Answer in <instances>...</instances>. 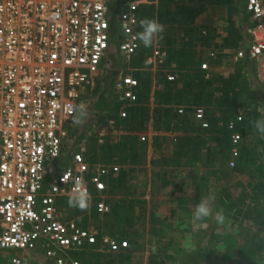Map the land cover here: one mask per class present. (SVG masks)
<instances>
[{
	"label": "built area",
	"instance_id": "built-area-1",
	"mask_svg": "<svg viewBox=\"0 0 264 264\" xmlns=\"http://www.w3.org/2000/svg\"><path fill=\"white\" fill-rule=\"evenodd\" d=\"M113 2L0 0V264H40L38 255L50 264H81L73 255L116 254L131 247L127 239L62 218L58 209L68 200L75 178L83 176L89 206L94 204L101 216L112 210L104 199L108 180L120 166L91 164L84 147L71 155L65 148L75 132L79 90L90 84L111 47L126 58L142 47L131 39L138 32V3L127 1L114 14ZM244 8L250 40L235 60L248 55L264 71V0H245ZM113 15H118L116 22ZM118 25L127 39L113 44ZM147 61L156 66L163 62V53L155 48ZM167 80L176 76L169 74ZM139 87V79L130 74L116 83L122 119L128 117V106L138 102ZM187 108L202 129L210 128L206 110L199 106L178 107L176 127L189 115ZM242 141L241 134L232 135V159L240 156ZM66 173L71 177L63 181Z\"/></svg>",
	"mask_w": 264,
	"mask_h": 264
},
{
	"label": "rangeland",
	"instance_id": "rangeland-1",
	"mask_svg": "<svg viewBox=\"0 0 264 264\" xmlns=\"http://www.w3.org/2000/svg\"><path fill=\"white\" fill-rule=\"evenodd\" d=\"M127 1L134 4L138 3L136 9L139 21L143 19L144 14L153 13L151 7L153 8L152 4L154 2L155 5L157 2L158 6L161 5L160 0ZM127 1L115 0V5L120 7ZM184 1L173 0V3L171 2L170 4L171 11L174 12L176 9L178 10V7L188 4L192 8L199 7L203 19L200 24V26L202 25L201 27L198 25L194 26V31L197 32L192 34L193 37L189 39L191 42L183 41L186 37H182V34H184V29L188 28V26L184 22L180 23L176 20L179 17L178 15L174 17V20L172 17L170 22L160 21L159 23L163 25L164 31L154 42L153 46L145 48L142 45L140 52L131 58L116 55L108 59L107 71H104L101 67L97 68L95 72H92L95 79H93V84L79 90V106L83 105L85 111L88 110L90 114L87 119H83L82 123L76 122V126H74L75 132L72 133L73 140L66 144L65 151L71 155L73 151L80 149V146L84 147L83 152L87 162H95L104 166H111L114 163V165L118 164L117 166H119V160L126 158V164L123 163V165L131 173L127 183L123 184L120 189L106 193L104 200L112 208L109 215H98L94 210V204L84 210L70 207L68 200L61 201L58 205L60 215L65 219L77 220L84 227L92 228L112 238L126 239L125 233H127L129 235L128 238L134 240V244L130 243L131 247L128 250L116 254L105 255L88 251L73 255L81 264H184L191 261L194 264H198L194 260L202 258V253L198 252L199 249L206 253L202 264H264V217H260L257 214L255 219L245 220L240 218L239 222H234V220L228 218L225 219L223 224H219L214 215L215 210L220 208H223L225 214L228 206L223 205V201L231 204L232 202L239 203L243 199L248 184L251 183L252 176L257 175L255 169L258 162H246V156L256 159V152L261 153L263 156L264 138L257 134L256 138L260 140L259 143H256L257 147L246 151L241 149L238 159H232V154L230 158V155L226 152L228 149L225 152L218 153L216 157L212 154L214 157L207 160L208 164L205 163V166L208 167L212 165V171L202 177L198 176L197 181L193 179L194 173L187 174V171L190 170H186L185 175L181 171L185 167H192L193 165H188L190 162L186 163L187 166L182 169H178L180 162L177 157L181 159V154H178L179 156L172 155V148V153H168V144L170 143L167 144L165 139L154 137L155 146L152 149L150 162L148 163V159H146L147 153H145L144 157L137 154L136 156H139V159L136 160V163H132L133 167L129 166L130 158L127 157L128 153L120 156L119 153L121 154L120 150L122 148L116 147V142L124 141L125 132H136L139 136H150L147 130L148 122V124L139 127L136 123L130 124L131 115L129 109L127 110V118L122 119L120 117L123 106L119 105L118 93L113 88V85L116 86L115 82H118L121 76L136 74L137 67L148 71L150 75L154 74L153 65L148 63L147 58L155 48H158L163 53V57H166L164 62L157 65L158 69L163 70L166 67H171L172 63L168 62V53L172 55L173 51L176 52L177 47L186 46L185 49L192 51L191 65L187 66L186 69H180L179 66L178 68L175 67L177 69L176 78L181 85L179 88H183L182 86L187 78H191L194 83L191 85V89L194 92H198L202 88V86H199L202 76L206 79L213 78V83L206 87L207 93L212 95V98H210L212 105L201 104L199 107H203L206 110V117L210 127L222 125L220 119L226 105L223 104L222 97L219 98V92L221 91H216L221 89L222 85L214 88L216 80L220 76H218L219 71L214 68L215 65L212 62L216 55L218 57L221 55L229 56L232 60L234 59L236 51L243 46V41L237 42L236 40V30L245 32L243 33L246 36L244 42L250 40L247 32L249 18L245 13V1L232 0L230 4L222 5L218 4V0H206L205 3L202 1L193 3L188 0L184 3ZM117 9L118 7L112 9L114 14H116ZM215 25L218 27H214ZM136 30L139 32V24ZM194 31L192 30V32ZM194 35L197 39H195ZM211 36H213V39H211ZM199 38H203V43L208 46L205 47L203 45L200 50L199 48L195 49V41H198ZM126 39L118 25L112 34V43H120ZM164 48L167 49L165 50ZM162 66L166 67L162 68ZM233 68L228 66V71ZM190 75L192 76L190 77ZM242 77L237 75L233 81L235 86L241 84V89L235 87L236 91H238L236 100L238 99L240 100L239 102H244L247 106L252 107L258 96L257 94L254 95L250 90L249 85L252 84V81L247 79L246 76L245 78ZM91 80L92 76L90 82ZM107 81L110 82L114 90L110 89L107 92V104H103L102 111L99 110L97 118L93 120L92 111L97 110L98 102L103 101V95L106 94L102 93L106 84H108ZM98 96H101L99 100ZM112 98L113 102L111 101ZM206 98L205 100L207 101ZM116 106L120 107L116 110ZM174 106L172 107L174 111H171V114L176 115L177 108L183 105ZM157 120L158 115L155 113V127L153 126V128H155L156 132L159 131L158 128L160 127V124L156 122ZM242 120V118L237 117V120H232L229 123L228 139L231 140L232 135L235 133L241 134L237 129V124ZM232 123L234 128L230 126ZM181 128L187 133L193 129V124L181 126ZM245 138L242 135L241 148L246 145ZM94 148L96 149L95 152L93 151ZM112 156L116 157L113 158ZM170 157L172 158L170 159ZM203 161L206 162L205 159ZM232 161L235 162L234 167L231 166ZM134 164H137L138 169ZM121 168L122 166L120 165V171ZM174 170L176 171L175 174ZM172 173L173 177L171 176ZM108 186L110 189L109 183ZM226 195H229L232 200H228ZM202 198L212 201L214 213L212 217L206 220L196 221L192 213ZM119 205H122V208L116 213L114 207ZM131 207L133 210H131ZM213 224L215 226L214 233L212 232ZM127 240L129 241V239ZM153 246L156 247L155 252L152 251ZM244 250L246 252L252 250L253 254H249L248 256L250 257L246 256L245 258L242 254ZM123 253H130L129 258H123ZM42 264H45V262L43 261Z\"/></svg>",
	"mask_w": 264,
	"mask_h": 264
},
{
	"label": "trees",
	"instance_id": "trees-1",
	"mask_svg": "<svg viewBox=\"0 0 264 264\" xmlns=\"http://www.w3.org/2000/svg\"><path fill=\"white\" fill-rule=\"evenodd\" d=\"M188 1L196 2V3H199V1L200 2L202 1L203 3H205L206 0H188ZM242 1H245V0H242ZM171 2L173 3V0H160L161 5L153 6V8L151 7L153 13L150 12L148 14L147 13L144 14L143 19L151 18V19L157 20L158 22L172 21V17H174V15L170 9ZM231 2L232 0H218L219 5L226 4V3L230 4ZM178 11L179 12H177V14L181 15L180 17L183 18L185 22L189 21L191 24L196 20L198 16L201 15L200 14L201 11L199 7L192 8L188 4L186 6L184 5V6L178 7ZM139 31H141V28ZM190 31H191L190 29L186 30L187 34H189ZM236 34H237L236 35L237 42L243 41V45H245L246 42L244 41H245L246 36L243 34V31L236 30ZM192 56H193V53L189 49H184V51L176 50V52L173 51L172 58L170 59L173 61H177L178 62L177 64L180 67V69L182 68L186 69V67L191 65L192 63ZM148 76H150L149 72H137L136 73V78L140 80V87L138 88V89L141 88L140 101L143 100L145 95L150 92V83H149V79L147 78ZM191 76L192 75H190V77ZM158 78H159L158 85L162 87L161 89L159 88L155 94L156 102L158 104V106L155 109V113L158 115V120L156 122L160 124L159 125L160 127L158 128L159 131L161 130L171 131L172 130L169 124L171 120L166 117L168 112L174 111V109L172 108V105H183L186 107L201 106V104L208 105V106L212 105V103L210 102V98H212V95L207 93L206 87H209L208 85H211L213 83L214 81L213 78L206 79L204 78V76H202L199 86H202L203 89L200 88V91L198 92L192 91L191 85H193L194 83L192 82L191 78L190 79L187 78V80L184 82L182 86L183 88H179L177 86V84L179 83L177 81H172V82L168 81L165 74L160 73ZM228 82H230V80L228 81L226 80L222 82L223 87L221 89H217L223 93V96L221 99H223V104L226 105L223 110V115L221 116L222 118L220 119V121H222V125H219L218 128L217 126L213 125L214 126L213 128H217V129H214V131H216V133H218L219 136H221L219 137V139L221 140L223 150L228 149V147L230 146V141H229L230 139H228L227 136L229 135L228 125L232 120H235V119L237 120V117H240L243 119L241 122H238L237 129L243 136H246L250 133L257 134L255 128L253 127V122L256 121L257 119H260L259 117L256 116V111H252L246 117L239 115L241 113L240 109H242L243 107L242 103H240L238 99L236 100L238 91L235 90V87L237 88L239 85L235 86L233 84V88L231 90V93L233 95H230L226 91V89L229 88ZM205 98L207 99V101L205 100ZM186 112L187 114L192 115L191 108L190 109L187 108ZM130 115H131L130 120H129L130 124L138 123L139 126H144L145 124H147L150 118L149 109L143 106L134 107L133 109H130ZM174 118L179 120L178 118L180 117L177 114V115H174ZM178 126L180 125L178 124ZM187 141H189V139ZM137 144H138V139L136 136H128V137H125L124 141H122L119 145L116 146V147L122 148V150H120L121 154L119 153L120 156H122L125 153H128L127 157L130 158L129 165L132 163H136V160L139 159V156H136L138 154ZM244 148L246 151V147ZM93 151L95 152L96 149L94 148ZM260 154L261 153L256 152V159L246 156V160H247L246 162L248 161H253L255 163L257 161L259 162V163L257 162V167L255 169L257 171V175L252 176L251 183L248 184L247 191L243 199L239 203L232 202L231 204H228L225 201L222 202L223 205L228 206V208H226V211H225L226 219L230 218L231 220H234V222H239L240 218H243L245 220L255 219L257 214L260 217H264V165L260 164L264 160V155L262 156V154L261 155ZM112 157L115 158L116 156H112ZM125 160L126 158L119 160L122 168L117 177L111 176L110 182H109L110 183L109 192H115L117 188H121L123 184L127 183L130 172L125 168L126 166L123 165V163L126 164ZM134 165H137V164H134ZM226 198L228 200H232V198L229 195H226ZM121 208H122V205L116 206L114 207V211L117 213V211ZM131 210H133L132 207H131ZM212 232L213 233L215 232L214 224H213ZM128 237L129 235L125 233V238L129 239V242L131 244H134V240ZM198 252L202 253V258L198 260H194V262L197 261L198 264H202L206 253L200 249L198 250ZM129 254L130 253H123L122 257L129 258L130 256ZM242 254H243V257L246 258V256L250 257L248 255L253 254V253H252V250L248 252L244 250ZM184 264H194V263L191 261L189 263L185 262Z\"/></svg>",
	"mask_w": 264,
	"mask_h": 264
},
{
	"label": "crops",
	"instance_id": "crops-1",
	"mask_svg": "<svg viewBox=\"0 0 264 264\" xmlns=\"http://www.w3.org/2000/svg\"><path fill=\"white\" fill-rule=\"evenodd\" d=\"M152 5L154 6L155 2ZM122 6H120V7L116 6L115 5V0H114L112 7L113 8L114 7H118L116 12H119L122 9ZM155 6H158V2H157V4ZM177 12H179L177 9H176V11L173 12L174 17L178 15ZM201 15L198 16L196 18V20L192 24L189 21L185 22L183 20V18L180 17L181 15H178L179 17H177L176 20H178L180 23L184 22L185 25L188 26V28L184 29V31H185V32H183L184 34H182V37H186L185 39H183V41H187L188 43L191 42V40H189V39L193 37V35H192L193 33L195 34L197 32V31H194V26L195 25L200 26V24L203 21ZM174 17H173V20H174ZM113 18H114L113 20L116 22L115 15H113ZM214 27H218V26L215 25ZM189 29L191 31H190L189 34H187L186 30H189ZM210 29H214V28H210ZM192 30L194 32H192ZM243 33H245V32H243ZM185 34H187V35L185 36ZM195 39H197L196 36H195ZM211 39H213V36H211ZM202 40H204V39L203 38H199L198 41L197 40L195 41V49L199 48V50H200L203 47V45L205 47L208 46L207 44H204ZM246 42L247 43L245 45H243L242 47H240V48H243L244 46H248L249 40H247ZM185 48H186V46H181V47H177L176 50L181 49L180 51H184ZM240 48L238 50H240ZM164 49L166 50L167 48H164ZM169 49H170V47H169ZM238 50L236 51V54H237ZM199 54H200V51H199ZM116 55L117 56L118 55L122 56L118 52V49L116 50L115 47H111V49L107 53L106 57L103 59L102 64H101L100 67L102 69H104V71H107L108 59H111L112 57H114ZM170 58H172V55H170L168 53V61L170 63H172L170 68H167L166 66H162V68L166 67V69L163 70V69H158L159 68V67H157L158 64L156 66H154V65L152 66L154 74H151L150 76L147 77L149 79V83H150V92L145 95L143 100L140 101V92H141L140 90H141V88L138 89L137 90L138 102L135 105H133V106H128L129 110L133 109L134 107H140V106L147 107L149 109L150 118H149V121H148L149 124L147 123L148 124L147 130L149 131L148 134L150 136L149 137H147L146 135L139 136L138 133H136V132L135 133L125 132L126 133L125 136L126 137H128V136H136L137 137V139H138V144H137L138 154L142 155V157H144L145 153H147L146 159H148V163L150 162L152 149H154V146H155L154 137H160L161 139H165L167 144L170 143V144H168V148H169L167 150L168 153H172V150H171V148H172L173 149L172 155L179 156L178 154H181V159L179 157H177L179 162H180L179 166H178V169L179 168L182 169L184 166H187L186 163L188 164L190 162L188 165L191 164L193 166L192 167H188V168L185 167L181 171L185 175L186 174L185 173L186 170H190V171H187V174L194 173L193 179H195V181H197L196 179H198V176L202 177L206 173H208V172L210 173L212 171V169H213V167H211L212 165H210V167L205 166L206 165L205 163H207V160L208 159H212L214 156L216 157V155L218 153L225 152L227 149L223 150V147H222V144H221V140L219 139V137H221V136H219V134L216 133V131H214V129H217L219 127V125H218L217 128L210 127L207 130L202 129L200 127V125L197 122H195V120H194L192 115H188L187 117H184V118L181 119L182 120V122H181L182 126H185V125L189 126V125L193 124V129L190 130V132L185 133L184 130L181 128V126H178V127L175 126L174 122H175L176 119L174 118V115L171 114V112H168L167 115H166V117L171 120V122H169L170 127L172 128L171 131L161 130V131H157L156 132L155 128H153V126L155 127V123H154V121H155V109L158 106V104L156 102L155 94H156V92L158 91L159 88L160 89L162 88L161 86L158 85L159 84L158 76H159L160 73H162V74H165L166 78H167V76L169 74H174L177 77V69H175V67L178 68V65H177L178 62L177 61H173ZM235 58H236V55L234 56L233 60L229 56L225 57L224 55L223 56L221 55L219 57L216 55L215 58H213V62L212 63L215 65L214 68L215 69L217 68V71H219V75L218 76H220V78L218 80H216V84L214 85V88H218L220 85H222V82L224 80H226V79H227V81L230 80V82H228V87L229 88L226 89V91L230 95H233L231 93V90L233 88V81L236 79V76L237 75L243 76L242 78H245V76H246L247 79H250V81H252V84L249 85L250 86V90L253 92L254 95L257 94L258 97H257V99H255L252 107L247 106L243 102L242 103L243 107H242V109H240L241 113L239 115H242V116L246 117L252 111H256V116L259 117L260 119H262V118H264V71H262V70L260 71V62H259V60H254V59L250 58L248 55L245 58L239 59V60H235ZM165 59H166V57L164 56L163 57V62L165 61ZM228 66L234 67L232 70H230L232 72L228 71ZM140 68L141 67H137L136 68V73L137 72H148L146 70H141L143 68H141V69ZM132 76L136 77V74L133 73ZM93 79H94V77L92 75V80H91L89 85L93 84ZM116 82H115V84H116ZM177 82H178V79H177ZM107 83L108 84H106V86L104 88V91L102 93V94H106V95H103V101L98 102L97 110H93L92 111V116L94 117L93 120H95L97 118L98 111L99 110L102 111V107H104L103 104L104 103L107 104V101H108L107 100V94H108L107 92L110 89H113V88L115 89V85H113V88H112V85H110V82L107 81ZM177 86L178 87L181 86L180 82L177 84ZM222 87L223 86H221L220 88H222ZM238 88L241 89V84H239ZM216 91L218 92V90H216ZM222 96H223V93L219 92V98L222 97ZM100 97L101 96H98V100L100 99ZM111 101L113 102V98H112ZM102 102H104V103H102ZM111 104H113V103H111ZM119 105L123 106L120 103H119ZM120 106H116V110ZM172 107H174V105ZM78 111H79V103H78ZM86 112H87V116H88L90 114V112H88V110H86ZM189 118H191V119H189ZM136 124L139 127V124L138 123H136ZM90 127H92V126H90ZM129 133H131V134H129ZM151 135H153V136H151ZM257 136L258 135L255 134V133H250V134L245 136L246 138H245L244 141H246L245 142L246 145L244 147H246V150L254 149V148L257 147L256 143H259V141H260V140H258L256 138ZM173 137H177L178 141L177 142H173ZM188 139H189V141H187ZM229 141H230V146L228 147V151H226V152L230 155V158H231L232 144H231V140H229ZM121 142H122V140L120 142H116V144L119 145ZM241 149L243 151H245V148H240V150ZM212 154L214 156H212ZM191 155H193V156L190 157ZM171 158L172 157H170V159ZM204 159H205L206 162L203 161ZM90 163L91 164H95V162H90ZM211 163H213V162H211ZM110 164H112V163H110ZM116 165H118V164H116ZM129 166L133 167L132 164L129 165ZM134 166L137 167L136 165H134ZM137 169H138V167H137ZM175 172L176 171L174 170V174H175ZM168 173H169V171H168ZM169 175H170V173H169ZM171 176L172 177L174 176L173 173L171 174ZM109 182H110V179L108 180V183ZM109 185H110V183H109ZM118 189H120V188H117L116 191ZM39 256H40V258H42V260L40 261V264H42L43 261L45 262V264H50L51 263L50 260H47L43 255H38V257Z\"/></svg>",
	"mask_w": 264,
	"mask_h": 264
},
{
	"label": "clouds",
	"instance_id": "clouds-1",
	"mask_svg": "<svg viewBox=\"0 0 264 264\" xmlns=\"http://www.w3.org/2000/svg\"><path fill=\"white\" fill-rule=\"evenodd\" d=\"M135 22V21H133ZM141 31L132 35L133 41H139L145 48L153 46L154 42L160 37V34L164 31V27L157 20L151 18L141 19L139 21ZM127 31V29H126ZM87 118V112L83 105L79 106V115L76 117L75 122L82 123L83 119ZM207 119V118H206ZM257 134L264 138V118L257 119L253 122ZM55 155V153H53ZM71 177V173H66L63 176V181H67ZM90 193L85 186L83 176L76 177L73 187L68 194V205L70 207L79 208L81 210L86 209L89 206ZM214 206L212 201L207 198H202L200 202L195 206L193 210V218L196 221H203L213 216ZM31 215V213H29ZM215 219L217 223L223 224L225 222V214L223 208L215 210ZM152 251H156V247L153 246Z\"/></svg>",
	"mask_w": 264,
	"mask_h": 264
},
{
	"label": "snow or ice",
	"instance_id": "snow-or-ice-1",
	"mask_svg": "<svg viewBox=\"0 0 264 264\" xmlns=\"http://www.w3.org/2000/svg\"><path fill=\"white\" fill-rule=\"evenodd\" d=\"M29 199H31V197H29Z\"/></svg>",
	"mask_w": 264,
	"mask_h": 264
}]
</instances>
